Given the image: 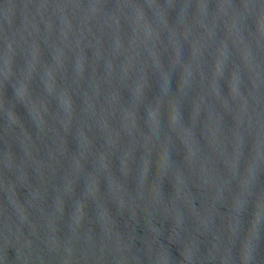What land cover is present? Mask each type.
Masks as SVG:
<instances>
[{"label": "water", "instance_id": "water-1", "mask_svg": "<svg viewBox=\"0 0 264 264\" xmlns=\"http://www.w3.org/2000/svg\"><path fill=\"white\" fill-rule=\"evenodd\" d=\"M0 264H264V0H0Z\"/></svg>", "mask_w": 264, "mask_h": 264}]
</instances>
